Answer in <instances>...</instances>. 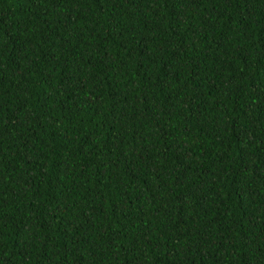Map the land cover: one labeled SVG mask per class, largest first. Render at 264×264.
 I'll return each mask as SVG.
<instances>
[{
  "label": "trees",
  "instance_id": "trees-1",
  "mask_svg": "<svg viewBox=\"0 0 264 264\" xmlns=\"http://www.w3.org/2000/svg\"><path fill=\"white\" fill-rule=\"evenodd\" d=\"M0 264H264V0H0Z\"/></svg>",
  "mask_w": 264,
  "mask_h": 264
}]
</instances>
